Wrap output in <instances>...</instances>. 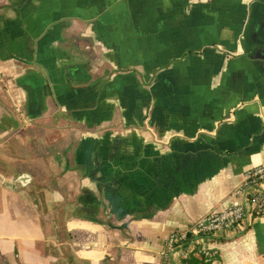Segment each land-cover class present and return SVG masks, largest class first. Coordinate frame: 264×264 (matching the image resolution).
I'll return each instance as SVG.
<instances>
[{"label": "crops", "instance_id": "0c3cea01", "mask_svg": "<svg viewBox=\"0 0 264 264\" xmlns=\"http://www.w3.org/2000/svg\"><path fill=\"white\" fill-rule=\"evenodd\" d=\"M263 162L264 0H0V263L159 264Z\"/></svg>", "mask_w": 264, "mask_h": 264}, {"label": "built area", "instance_id": "2783aa9c", "mask_svg": "<svg viewBox=\"0 0 264 264\" xmlns=\"http://www.w3.org/2000/svg\"><path fill=\"white\" fill-rule=\"evenodd\" d=\"M238 200L221 209H215L196 220L190 227L172 231L165 239L161 250L159 264H183L182 260L194 248L195 243L202 241L196 237L184 245L189 233H215L234 229L243 222L250 213L264 211V162L248 168L243 181L235 188ZM205 249H211L207 243Z\"/></svg>", "mask_w": 264, "mask_h": 264}, {"label": "trees", "instance_id": "16d2710c", "mask_svg": "<svg viewBox=\"0 0 264 264\" xmlns=\"http://www.w3.org/2000/svg\"><path fill=\"white\" fill-rule=\"evenodd\" d=\"M211 234L212 233H200L199 235H194L193 233H189L184 241V245H188L190 240L195 239L196 237L202 238V241L195 243L194 248L182 260L183 264H220L218 252L211 248L209 249V253H207V250L205 249V244L209 240Z\"/></svg>", "mask_w": 264, "mask_h": 264}, {"label": "water", "instance_id": "95a60500", "mask_svg": "<svg viewBox=\"0 0 264 264\" xmlns=\"http://www.w3.org/2000/svg\"><path fill=\"white\" fill-rule=\"evenodd\" d=\"M30 181V175L29 174H22L21 176L18 177V181H20L22 184H26V181ZM15 185V183H14Z\"/></svg>", "mask_w": 264, "mask_h": 264}, {"label": "rangeland", "instance_id": "374dc122", "mask_svg": "<svg viewBox=\"0 0 264 264\" xmlns=\"http://www.w3.org/2000/svg\"><path fill=\"white\" fill-rule=\"evenodd\" d=\"M11 145L15 147V143L14 142ZM56 163H57V166L60 165L59 159H56ZM40 208H41V210L43 209V211H45L47 213L46 207L43 205V201H41V207ZM0 264H3V259H2V263H0Z\"/></svg>", "mask_w": 264, "mask_h": 264}]
</instances>
